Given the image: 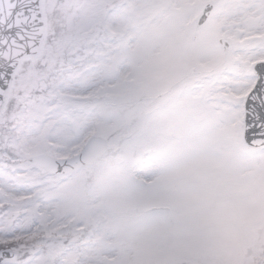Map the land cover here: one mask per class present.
<instances>
[{"label": "snow or ice", "instance_id": "1", "mask_svg": "<svg viewBox=\"0 0 264 264\" xmlns=\"http://www.w3.org/2000/svg\"><path fill=\"white\" fill-rule=\"evenodd\" d=\"M0 264H264V0H0Z\"/></svg>", "mask_w": 264, "mask_h": 264}]
</instances>
